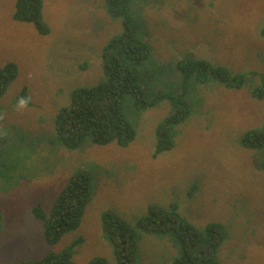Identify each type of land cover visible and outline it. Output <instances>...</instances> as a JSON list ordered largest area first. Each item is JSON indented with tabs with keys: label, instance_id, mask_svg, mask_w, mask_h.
<instances>
[{
	"label": "rangeland",
	"instance_id": "obj_1",
	"mask_svg": "<svg viewBox=\"0 0 264 264\" xmlns=\"http://www.w3.org/2000/svg\"><path fill=\"white\" fill-rule=\"evenodd\" d=\"M17 1L0 0V70L13 64L20 72L16 81L6 82L4 89L0 87V138L6 141L9 152H14L17 145H28L18 151L21 165L25 166L33 151L52 159L43 147L33 146L39 142L38 130H54L58 107L55 103L46 107L35 92L44 93L40 77L51 74V53L55 51L56 60L65 59L67 25L72 24L77 43H84L92 33L84 35L76 24L86 27L85 23L90 21L99 25L93 40H89L90 49L92 42L98 44L95 50L115 35L123 40L127 35L123 18L115 19L109 14L108 0H44V19L51 29L47 36L41 35L34 25L14 20ZM138 2L140 5L133 7L129 18L138 28L133 30L141 38L140 51L150 58L130 61L129 66L137 71L143 89L156 86L154 102L139 108L136 99L127 101L124 113L138 132L128 147L116 143L103 147L88 145L72 155L79 162L86 157L95 158L103 173L117 172L121 180L125 177L129 183L115 185L116 176H108L109 183L99 181L78 228L65 232L55 249L46 242L43 225L31 217V212L40 206L46 216L51 215L74 169H65L55 176L36 169L31 177L27 176L30 183L23 182L10 191L0 184V210L5 226L0 264L36 262L49 251L60 252L70 245L75 246L76 264H88V259L96 256L115 264L112 247L105 246L108 243L102 231V217L109 210L139 233L133 264H172L179 253L172 235L140 228L151 209L176 213L200 232L209 224L222 225L225 236L218 249L219 264H264V144L245 141L251 131L264 128V95L260 94L264 89V0H193L197 8L205 11L207 19L203 23L200 16L179 14L178 9L185 6L183 0ZM210 3L220 6V10L210 13ZM224 8L226 22L236 23L239 31L233 25L226 45L214 46L207 37L211 32L207 24L222 21ZM174 11L177 13L173 15ZM164 17L167 19L161 22ZM142 19L148 22L145 29ZM160 23L163 25L157 30ZM55 44L58 49H54ZM127 50L134 47L116 42L109 52ZM127 55L140 59L136 53ZM159 58L164 63L153 65ZM183 59L205 62L213 70L227 69L231 80L234 84L239 81V86L227 85L195 67V82L190 84L188 97L192 100V113L175 122L173 147L154 157L157 127L175 112L178 104L173 103L177 92H169L168 82L188 74L186 69L182 70L187 64H178ZM151 71L165 78L162 84L154 77L152 83L148 73ZM69 80L73 78L68 76L63 84L70 86ZM162 93H167L163 101ZM199 95L205 102L199 100ZM45 98L53 99L51 93ZM68 99L69 93L64 92L61 107L70 105ZM101 170H97V177ZM21 172L26 175L29 170ZM110 186L116 190L112 192Z\"/></svg>",
	"mask_w": 264,
	"mask_h": 264
},
{
	"label": "trees",
	"instance_id": "obj_2",
	"mask_svg": "<svg viewBox=\"0 0 264 264\" xmlns=\"http://www.w3.org/2000/svg\"><path fill=\"white\" fill-rule=\"evenodd\" d=\"M138 4V0H108L107 2L109 14L115 19L123 18L122 23L126 27L124 35H127L125 40L115 35L100 50L99 48L97 50L94 49L98 44L93 45V42L92 49H90L89 40H93L92 35L99 25L90 21L85 23L86 27L76 24L77 27H81L84 35L89 36V33H92L84 43H77L73 26L70 23L66 28V48L70 47V49L66 50L65 48V59L63 61L60 59L56 60L54 58L55 51L51 53L49 58L51 74L47 77H40L44 86V93L35 92V95L40 98L46 107L55 103L58 107V113L55 117L54 130L37 131L41 134L37 135L39 136V142L33 148L43 147L52 159L47 160L46 157L38 154V151H33L28 155L27 165L22 166V161L20 162L21 153H18V151H23L22 149L28 145L23 147L17 145L14 147V152H9L6 149V141L0 138V184H5L8 191L18 188L19 184L23 182L30 183L31 178L29 179L27 176L31 177L36 169H39L41 173L46 172L52 176L71 167L75 171L71 174L65 188L57 197L51 215L46 216L40 206L32 210L43 225V235L50 247L54 246L65 232L78 228L85 208L90 202L92 194H95L96 185H99V181L107 183L108 176H116V180L120 184L128 180L125 177L124 180H121L117 176V172L105 171L103 173L95 162L90 161L91 158L89 159V157L79 162L72 155L74 151L81 150L88 145L91 147H103L116 143L122 148L128 147L134 142L138 132L136 126L129 121V117L124 113L127 101L136 99L139 108L148 107L154 102L152 96L156 86L147 87L148 89L152 87L151 90L143 89L144 85L139 82L137 71L129 66L130 61L140 60L142 62L150 58L148 53L140 51L141 46L138 43V39L141 40V38L133 30H138L137 25L134 23L133 18H129L131 10ZM44 8V0H18L16 4V19L25 21L32 26L34 25L41 35L47 36L51 29L44 20ZM178 10V12L181 11L180 9ZM219 10L220 6L216 8L214 13ZM175 13L177 12L174 11L173 15ZM222 17V21L216 20L214 23L207 24V26L211 27V32L208 33L210 36L207 37L214 46L226 45L230 37V30L233 29V25H236V23L226 22L228 19L226 15L223 14ZM165 19L167 18H162L161 22ZM258 20H261V18L258 17ZM147 25V20L142 19V29L147 28ZM162 25L160 23L157 30L161 29ZM234 30L239 31L238 26ZM241 34H244V32ZM116 42L123 45L126 44L129 47L133 46L134 50L110 53L109 49ZM64 46L65 44H63L62 48ZM54 49H58L56 44ZM127 52L138 54L140 59L135 56L129 58L130 56L127 55ZM73 55L74 59L72 61ZM171 60H174V58ZM250 61L249 59L245 64ZM163 63L162 58H159L153 65H161ZM178 64H187L182 70L185 71L186 69L188 74H185L182 79L168 82L170 86L169 92H177V97L173 99V103L178 104L175 112L157 127L154 157H158L173 147L172 137L175 122L187 118L192 113V100L189 101L188 97L190 84L192 81L195 82V67L211 74L227 85L239 86V81L234 84L229 75L231 72L225 68L224 71L213 70L205 62L195 59L190 61L183 59ZM149 65H152L151 61H149ZM148 73L152 83H154L153 77L159 80L158 84H162L165 79H162L161 74L158 72L151 71ZM19 75L20 72L17 66L13 64L7 65L0 70V87L4 89L7 82L6 78L13 76L7 83L9 84ZM68 76H71L73 80H69L70 86H65L63 82L66 81ZM64 92L69 93L68 102L70 105L66 108L60 105L61 96ZM47 93H51L53 99L47 100L45 98ZM167 93H162L160 97L162 101L166 98ZM260 94L264 95V89L260 90ZM200 99L205 102V99L199 95ZM45 102H48V105ZM41 106L43 107V105ZM42 107L39 108L41 109ZM248 136L249 139H245L246 142L255 145L264 144V128L253 130ZM42 143L44 144L41 145ZM42 161L45 165L41 164L43 163ZM20 167L23 171L27 169L29 172L23 175ZM93 168L101 170L102 174L97 177L98 171ZM105 168H110V166ZM110 188H112V192L116 190L112 186ZM3 220L4 213L0 210V246L1 236L5 229ZM102 223L103 239L108 245L104 244L107 248H109L108 246L112 247L110 250L114 263L133 264L139 233L128 228L126 223L116 217L111 210L103 215ZM140 228L147 232L155 231L165 235H172L173 243L179 251L177 256L173 258L172 264H219L218 249L225 236V229L220 224H209L200 232L182 221L176 213L151 209L146 217L142 219ZM75 255V246L70 245L62 249V252L54 253L49 251L42 260L36 262L24 260L17 262V264H76L74 261ZM89 261L88 264H109V260L106 257H94Z\"/></svg>",
	"mask_w": 264,
	"mask_h": 264
},
{
	"label": "clouds",
	"instance_id": "obj_3",
	"mask_svg": "<svg viewBox=\"0 0 264 264\" xmlns=\"http://www.w3.org/2000/svg\"><path fill=\"white\" fill-rule=\"evenodd\" d=\"M183 1H185V8H184V6H182V9H181V11L179 12V14H183L182 11H183V8H184V14H185V17H187V16H192V15L195 16V17L200 16V17L202 18L203 21H204L205 18H207L204 9H203V8H197L196 5H195V3L193 2V0H183ZM186 5H188V6H186ZM210 6H211V11H210V13H214L215 10H216V8H217L218 6H217V5H214V4H212V3H210ZM16 14H17V9H16V12H15V14H14V20H15L16 22L27 24L25 21H22V20L16 19ZM223 14L227 16V12L225 11V8L223 9ZM43 15H44V9H43ZM227 17H228V16H227ZM44 20H45V19H44ZM203 21H202V22H203ZM43 36H44V35H43ZM18 77H19V76H18ZM18 77H17L14 81H16V80L18 79ZM12 78H13V76L6 78V79H7V83H8ZM89 159H90V158H89ZM90 161H93V162L96 163V159H95V158H93L92 160L90 159ZM96 164H97V163H96ZM97 165H99V163H98ZM109 182H110V181L108 180L107 183H109ZM126 182L129 183L128 180L125 181V182H123V183H126ZM121 183H122V182H121ZM114 184H115V185H118V184H120V183H119V181H118V182H116V183H114ZM31 217H33L35 220L37 219L33 212H31ZM37 220H39V219H37ZM39 221H40V220H39ZM40 222H41V221H40ZM1 237H2V236H1ZM0 248H1V247H0ZM52 248L55 249L54 246H52ZM63 249H64V248H63ZM61 252H62V250H61ZM0 255H3V252H1ZM45 256H46V254H45L41 259H38L37 261L44 259ZM96 257H99V256H96ZM93 258H94V257H93ZM103 258H105V257H103ZM91 259H92V258H89L88 261L91 260ZM89 262H90V261H89Z\"/></svg>",
	"mask_w": 264,
	"mask_h": 264
},
{
	"label": "bare ground",
	"instance_id": "obj_4",
	"mask_svg": "<svg viewBox=\"0 0 264 264\" xmlns=\"http://www.w3.org/2000/svg\"><path fill=\"white\" fill-rule=\"evenodd\" d=\"M22 1V0H21ZM39 7V6H38ZM252 56V55H251ZM249 58H251V57H249ZM255 58V57H254ZM259 59H261V58H259ZM234 67V66H233ZM44 105V104H43Z\"/></svg>",
	"mask_w": 264,
	"mask_h": 264
}]
</instances>
